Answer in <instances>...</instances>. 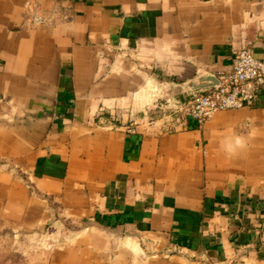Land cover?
Returning <instances> with one entry per match:
<instances>
[{
    "label": "crops",
    "instance_id": "crops-1",
    "mask_svg": "<svg viewBox=\"0 0 264 264\" xmlns=\"http://www.w3.org/2000/svg\"><path fill=\"white\" fill-rule=\"evenodd\" d=\"M240 48L264 0H0V264H264V102L145 121Z\"/></svg>",
    "mask_w": 264,
    "mask_h": 264
},
{
    "label": "built area",
    "instance_id": "built-area-1",
    "mask_svg": "<svg viewBox=\"0 0 264 264\" xmlns=\"http://www.w3.org/2000/svg\"><path fill=\"white\" fill-rule=\"evenodd\" d=\"M70 20V10L66 8L56 11L49 19L31 10L25 21L36 27H46ZM214 78L217 81L215 87L190 94L187 103L173 100L164 101L159 107L154 105L152 109L160 116L157 119L147 117V125L156 126L159 135H169L177 129L184 130L186 121L202 125L216 113L252 109L264 102V63L247 48L232 52L228 69ZM129 132L134 133V130ZM255 235L258 237L257 233Z\"/></svg>",
    "mask_w": 264,
    "mask_h": 264
},
{
    "label": "water",
    "instance_id": "water-1",
    "mask_svg": "<svg viewBox=\"0 0 264 264\" xmlns=\"http://www.w3.org/2000/svg\"><path fill=\"white\" fill-rule=\"evenodd\" d=\"M217 85V81L212 76H204L199 78L195 83L188 84L184 87H175L171 89V93L164 101L170 102L180 97L194 94L209 88H213Z\"/></svg>",
    "mask_w": 264,
    "mask_h": 264
},
{
    "label": "rangeland",
    "instance_id": "rangeland-1",
    "mask_svg": "<svg viewBox=\"0 0 264 264\" xmlns=\"http://www.w3.org/2000/svg\"><path fill=\"white\" fill-rule=\"evenodd\" d=\"M160 97H162L161 95H159V97H158V99L159 100H157V105L156 106H158L159 107V105H161V104H163L164 103V100L162 99V98H160ZM174 101H178L177 99L176 100H174ZM189 100H187V101H181V102H179V103H187ZM156 112V111H155ZM157 113V112H156ZM154 114L155 116H151L150 114V117H153L154 119H157L160 115L159 114ZM46 235H48V236H52V237H54L55 239H57L56 237H58V234H59V232H58V230H56V228H55V224L54 225H51L50 227H48L47 229H46Z\"/></svg>",
    "mask_w": 264,
    "mask_h": 264
}]
</instances>
